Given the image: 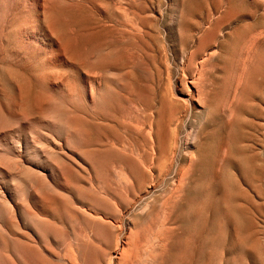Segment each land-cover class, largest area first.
Instances as JSON below:
<instances>
[{"label": "rangeland", "instance_id": "rangeland-1", "mask_svg": "<svg viewBox=\"0 0 264 264\" xmlns=\"http://www.w3.org/2000/svg\"><path fill=\"white\" fill-rule=\"evenodd\" d=\"M143 108L164 182L127 152L99 161ZM117 230L135 241L126 264H264V0H0V264L6 239L22 263L31 246L106 264Z\"/></svg>", "mask_w": 264, "mask_h": 264}, {"label": "bare ground", "instance_id": "bare-ground-1", "mask_svg": "<svg viewBox=\"0 0 264 264\" xmlns=\"http://www.w3.org/2000/svg\"><path fill=\"white\" fill-rule=\"evenodd\" d=\"M129 1H131V0H129ZM125 5H126L125 7H120V10H119V11H121L120 16H121V18H123V20L127 24H129L128 29L132 30L133 25H134V23H133V18H134L133 15L134 14L132 12L133 11L132 10L133 9L132 3L127 2ZM116 24H118V23H116ZM118 25H120V24H118ZM126 27H127V25H126ZM174 102L176 105L189 107L188 105H185L180 100L176 99V100H174ZM171 108L174 109L175 106L172 105ZM138 114H139L138 116L137 115L135 116V115H133V111H131L130 109H126L125 112L122 115H120L119 119H116L117 128L119 130H121V132H123L124 134H119V135L114 134V138H108L107 139V142L102 146L104 149L100 153L99 161H101V163L105 165L108 162H110L111 155H112L113 151L119 150L122 152V154H123V152H124V154H125V152H127L128 155L134 159V161L138 162V164L144 165V167H146L147 170H150V171L154 170L157 173V177H158L157 180L159 179L158 181L164 182V180H166V176H168V175H167V173H164L162 171V168H163L162 163L159 162L156 164L154 162L155 154H156V136H155V131H154L153 124L151 121V116L149 113H147V108H143L142 110H138ZM135 132L139 134L140 141H137L136 139L131 137L132 134ZM194 132H193V134L187 133V135L184 137V140H183L184 151L182 153L184 160H186L187 158H189V156L192 155V148L191 147H193V146H191V144L197 143L199 141L198 133L196 131H194ZM175 145H176V143L174 140L173 144L171 146L172 151L173 150L175 151V149H176ZM140 151H141V153H140ZM123 157H125V156H123ZM196 157H198V158L200 157L198 151H197ZM189 160H190V162H194V161H196V158L191 156L189 158ZM180 173L181 174L179 175L178 170L176 169L173 173V176L170 179L171 180V183H170L171 191H170V195L168 197V200L172 199V197H173L176 202L181 201L184 193L189 188L188 183H187L186 171H182ZM137 184L139 187L142 184V180H139ZM139 196H141V195H139ZM138 198L139 197H136V199H138ZM142 198H143V196H142ZM47 202L49 203L50 201H46L45 204L48 205ZM51 203L54 204L55 202L52 201ZM128 204H130V203H128ZM147 204L148 203H145L144 209H148L149 205H147ZM50 206H51V204H50ZM50 206L48 205L49 208H50ZM144 209H142V210L144 211ZM200 209H202V207L200 205L188 206L187 211L184 213V216L186 218L187 217L191 218V216L196 215ZM207 217H208V215H207ZM59 218L58 219L61 220V217H59ZM45 224H47V223H45ZM47 225H49V224H47ZM47 225H45V227ZM11 226L13 227V225H11ZM52 228L50 227L48 229V231L52 230ZM46 229H47V227H46ZM49 236H50V234L49 235L46 234V237L50 239ZM134 238H136V236H134ZM163 239L165 240L166 238H163ZM134 242L135 241L133 240V238L130 239V238L126 237L121 232V230H117V232L114 235V250H112V252L109 254L107 261H106V264H126L130 254H131V250H130L131 245ZM13 243H14V240H11V241L9 239L5 240V243L3 245V262H4V264H25V263L26 264H38L41 262V259L43 260V262H42L43 264H53V262H56V260H53V258L51 259V257H55L54 259L57 258L56 256H54L52 254L51 251H49L45 248H42V249H44L43 251L45 252L46 256H42V257H40L41 258L40 259L38 256L39 255L38 253H40V251L37 250L36 248L28 246L29 248H27V247L24 248V251H23L24 262L22 263L17 256V252L13 249ZM63 244H65V245H64L63 253H61V255L62 254L63 255L70 254L72 251V250L70 251V249H71L70 245L65 243V242ZM118 248L121 251L117 255L116 250ZM166 253H167V246L165 245V243H161L158 247L156 255H154L153 257L163 258L166 255ZM221 253H223V252H221ZM72 255H74V254H71L70 258H72ZM65 257H67V255ZM73 259H74V257H73ZM216 264H229V262H227L225 259H223L221 254H218V260H217Z\"/></svg>", "mask_w": 264, "mask_h": 264}]
</instances>
